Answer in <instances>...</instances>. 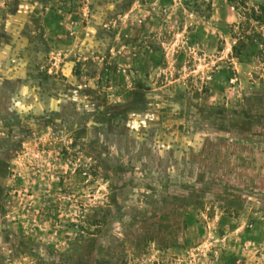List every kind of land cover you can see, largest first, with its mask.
Here are the masks:
<instances>
[{
  "label": "rangeland",
  "instance_id": "374dc122",
  "mask_svg": "<svg viewBox=\"0 0 264 264\" xmlns=\"http://www.w3.org/2000/svg\"><path fill=\"white\" fill-rule=\"evenodd\" d=\"M0 264H264V0H0Z\"/></svg>",
  "mask_w": 264,
  "mask_h": 264
},
{
  "label": "trees",
  "instance_id": "16d2710c",
  "mask_svg": "<svg viewBox=\"0 0 264 264\" xmlns=\"http://www.w3.org/2000/svg\"><path fill=\"white\" fill-rule=\"evenodd\" d=\"M49 26L51 27V29H52V26H54V24L52 23V19H49ZM243 43H248V42H243ZM240 45V44H239ZM250 45H254L253 43H250ZM239 50H241V51H243V48H242V46H234V51L235 52H237V56H241V52L239 51ZM107 65V64H106ZM110 66H109V64H108V66H107V68L106 69H103L102 70V72L100 73V78L98 79V81L100 80V82H104V78L106 79V78H108V80L110 79V78H112V76H111V74H110V72H109V70H110ZM98 81H97V85H99V83H98ZM154 111H155V109H154Z\"/></svg>",
  "mask_w": 264,
  "mask_h": 264
}]
</instances>
